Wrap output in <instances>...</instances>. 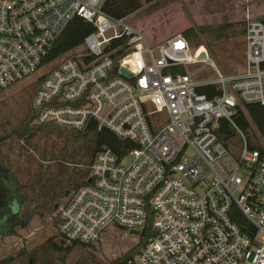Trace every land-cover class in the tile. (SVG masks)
Wrapping results in <instances>:
<instances>
[{
    "label": "built area",
    "instance_id": "built-area-1",
    "mask_svg": "<svg viewBox=\"0 0 264 264\" xmlns=\"http://www.w3.org/2000/svg\"><path fill=\"white\" fill-rule=\"evenodd\" d=\"M106 1L0 0V94L51 64L75 18L95 27L38 78L33 101L40 125L84 132L92 120L88 131L124 143L122 156L106 147L96 154L87 185L60 208L61 234L94 244L113 227L140 236L152 219L155 235L131 264H264V140L251 150L235 121L247 105L264 110L263 19L247 17L243 75L195 80L186 68L205 60L184 34L153 48L105 13ZM122 38L127 54L116 69L109 47ZM221 121L234 133L231 148L217 135Z\"/></svg>",
    "mask_w": 264,
    "mask_h": 264
},
{
    "label": "rangeland",
    "instance_id": "rangeland-1",
    "mask_svg": "<svg viewBox=\"0 0 264 264\" xmlns=\"http://www.w3.org/2000/svg\"><path fill=\"white\" fill-rule=\"evenodd\" d=\"M248 16L264 19V0H158L125 22L140 29L153 48L189 30L193 52L205 53L207 59L187 66L188 74L195 80H214L218 71L225 76L246 72V35L240 30L242 24L246 27ZM226 25L227 33L220 29ZM54 66V63L47 65L0 94V162L17 176L16 181L7 183L10 199L0 228V260L16 259L23 254L14 264H29L27 255L57 234L49 209L55 205L59 212L65 192L73 184L86 181V169L95 147L96 135L72 139L69 132L52 125L28 138L24 127L31 114L32 86ZM74 135L78 137L79 133ZM234 146L237 152L241 150L239 141ZM129 162L130 158L124 161ZM20 188L26 191V203L22 201L23 193L17 191ZM19 206L22 212L14 219ZM12 229L15 235H8L6 230ZM138 242V235L113 227L94 242L93 248L77 249L68 255L46 254L41 249L36 257L38 264H85L93 258L108 262Z\"/></svg>",
    "mask_w": 264,
    "mask_h": 264
},
{
    "label": "trees",
    "instance_id": "trees-1",
    "mask_svg": "<svg viewBox=\"0 0 264 264\" xmlns=\"http://www.w3.org/2000/svg\"><path fill=\"white\" fill-rule=\"evenodd\" d=\"M157 1L158 0H107L103 6V10L112 18L117 20H122L140 11L144 6L150 5ZM242 25L243 27L240 30V32L243 35H246V27L244 24ZM220 29L223 30V32L227 33L229 31V26L227 25L221 26ZM188 31L189 30L185 31L183 34L189 40L190 32ZM93 32H95V27L93 24L83 21L82 19L75 18L70 24V26L67 28V30L58 38L55 45L50 50V53L44 64L52 63L55 60L63 57L64 55L80 48L83 45L85 38L88 35L92 34ZM127 43H128V39L122 38L113 41L111 43V46L109 47V51H113L116 49L118 50L116 53L110 55V57L114 61V65L116 69L118 68L121 59L127 54ZM245 57H246V52H245ZM180 71L184 73L183 69ZM43 79L44 77H41L40 79L36 80L32 86V93L30 100L31 114L24 127L26 134H28L27 135L28 138H31L34 134L39 132L44 127H47L49 125L57 126L55 124L40 125L36 122L38 113L33 108V101L39 88L41 87ZM199 92L208 95L211 94V90L208 88H202L199 90ZM235 121L246 133L249 140L250 149L251 150L257 149L259 145L257 143L258 135H260L261 138L264 140L263 108L259 105H247L243 108H240L238 114L235 117ZM59 128L69 132L70 137L72 139H76L80 137H89L92 134L96 135L95 147L92 152V159L89 166L86 169V179L89 177V167L92 161L94 160L96 154L102 148L104 147L111 148L117 154L121 156L123 155V152L121 151L120 147H122L124 143L119 141L115 137V135L108 130L103 129L101 131H97L95 129H92L84 133L82 131H74L62 127ZM74 132H78L79 136L75 137ZM217 135L225 146H227L228 148H231L233 146L234 133L231 127L229 126V124L226 123L225 121H221L219 130L217 131ZM125 148L131 150L134 148V146L133 144L130 143L127 144ZM13 180L15 181L17 180L16 173L12 171L11 168L7 166L5 163L0 162V228H2V220L4 219L6 210L8 209V204L10 199L7 183ZM86 185H87V181H85L80 185L73 184L71 186L72 188L69 189L67 192L68 196H66L67 193L65 192V194L63 195L64 202L62 203L61 201L59 205L61 203H62L61 205H65L67 202V198L73 192H76L78 189ZM17 191L23 193L24 198L22 201L23 203H26V199H25L26 191L22 188L18 189ZM54 207L55 205H53L51 209H49V211L51 212L52 220L54 222V228L56 229L57 234L53 236L51 239H49L40 249L32 251L27 255L29 256V264H38L36 255L40 254L41 249L44 250L46 254L58 253V254L68 255L73 253L77 249H87L94 247V244H84L79 241H71V242L67 241V239H65V237L60 232V224H61L60 213L58 212V210L55 211ZM21 212H22V208L19 206L18 214L15 215L14 219H17L21 214ZM3 224H5V221L3 222ZM6 233L8 235H15V231L13 229L6 230ZM154 235H155V231L153 230V220L150 219L148 221L147 226L139 236L138 244L134 248L130 249L122 256L112 261L104 262L93 258L91 262L85 264H131L133 263V260L138 256L141 249L148 243L149 239L152 238ZM58 240L60 241L58 242ZM23 257H24L23 254L18 255L16 259H14L13 257H7L5 259L0 260V264H14L15 261L17 260L19 261ZM43 264H53V263L48 262Z\"/></svg>",
    "mask_w": 264,
    "mask_h": 264
},
{
    "label": "water",
    "instance_id": "water-1",
    "mask_svg": "<svg viewBox=\"0 0 264 264\" xmlns=\"http://www.w3.org/2000/svg\"><path fill=\"white\" fill-rule=\"evenodd\" d=\"M262 22H263V24H264V19L262 20ZM200 59H203V60H206L207 59V56H206V54L205 53H202L201 54V56H200ZM121 72H122V74H124L125 76H127V77H131V74L128 72V71H126L125 69H121ZM92 120H91V122L89 123V125H88V127L85 129V133L88 131V129H89V127L91 126V124H92ZM90 181H88V183H89ZM66 196H68V193L66 194ZM58 209V206H56L55 207V210H57ZM132 234H135V235H139V233L138 232H136V231H132L131 232Z\"/></svg>",
    "mask_w": 264,
    "mask_h": 264
},
{
    "label": "crops",
    "instance_id": "crops-1",
    "mask_svg": "<svg viewBox=\"0 0 264 264\" xmlns=\"http://www.w3.org/2000/svg\"><path fill=\"white\" fill-rule=\"evenodd\" d=\"M15 211H17V213H16V215L18 214V211H19V207L15 210ZM13 210L11 211V213H12V215H13Z\"/></svg>",
    "mask_w": 264,
    "mask_h": 264
}]
</instances>
